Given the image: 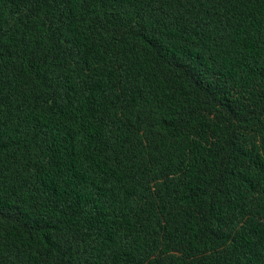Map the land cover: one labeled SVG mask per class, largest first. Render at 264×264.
I'll use <instances>...</instances> for the list:
<instances>
[{
    "label": "trees",
    "instance_id": "16d2710c",
    "mask_svg": "<svg viewBox=\"0 0 264 264\" xmlns=\"http://www.w3.org/2000/svg\"><path fill=\"white\" fill-rule=\"evenodd\" d=\"M0 264H264V0H0Z\"/></svg>",
    "mask_w": 264,
    "mask_h": 264
}]
</instances>
